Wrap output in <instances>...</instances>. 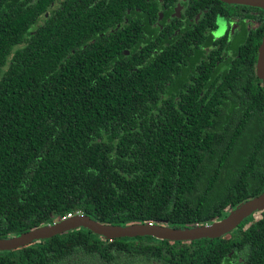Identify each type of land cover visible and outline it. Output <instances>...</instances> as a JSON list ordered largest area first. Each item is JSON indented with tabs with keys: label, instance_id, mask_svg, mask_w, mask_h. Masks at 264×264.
Returning <instances> with one entry per match:
<instances>
[{
	"label": "trees",
	"instance_id": "obj_1",
	"mask_svg": "<svg viewBox=\"0 0 264 264\" xmlns=\"http://www.w3.org/2000/svg\"><path fill=\"white\" fill-rule=\"evenodd\" d=\"M70 4L47 19L46 0L0 14V240L69 213L118 227H201L264 192V83L255 73L264 26L231 56L202 59L211 41L195 29L207 14L153 53L149 39L132 45L127 29L107 33L124 13ZM239 256L264 264V210L211 240L73 229L0 252V264H237Z\"/></svg>",
	"mask_w": 264,
	"mask_h": 264
},
{
	"label": "flooded vegetation",
	"instance_id": "obj_2",
	"mask_svg": "<svg viewBox=\"0 0 264 264\" xmlns=\"http://www.w3.org/2000/svg\"><path fill=\"white\" fill-rule=\"evenodd\" d=\"M41 1L0 0V14L3 8L6 12L20 8L25 10ZM46 2L47 9L43 12V19H47L52 11L69 7L70 3V6H78L82 0H46ZM89 3L107 5L111 11L124 13L123 19L110 26L107 33L127 29L132 33L129 36L130 40H135L132 45H138L141 49L144 46L142 41L149 39L153 42L149 46V50L153 53L156 52L157 47L174 38L180 31L187 32V28L192 27V22L198 24L205 14H207L203 20L205 22L195 27L198 36L210 38L211 41L210 46L203 48L202 59L212 50L220 51L225 58L231 56L234 48L239 47L252 34L260 36L264 26L263 9L221 0H89ZM2 14L5 15V12ZM127 15L132 16L130 22H127ZM263 37L264 35L261 36V41ZM254 214L241 222L237 228L246 226ZM240 259L241 256L237 264Z\"/></svg>",
	"mask_w": 264,
	"mask_h": 264
},
{
	"label": "water",
	"instance_id": "obj_3",
	"mask_svg": "<svg viewBox=\"0 0 264 264\" xmlns=\"http://www.w3.org/2000/svg\"><path fill=\"white\" fill-rule=\"evenodd\" d=\"M232 4L258 7L264 10V0H221ZM256 77L264 83V37L258 49L255 69ZM264 210V192L236 207L222 220L205 226L192 228H169L157 224H135L125 227L99 224L90 218L77 215L71 219L46 225L38 229L25 232L17 237L0 240V252L12 251L31 244L34 241L49 239L69 230L83 228L105 239H119L128 237L149 236L159 240L193 241L200 239H217L231 233L245 219L255 212Z\"/></svg>",
	"mask_w": 264,
	"mask_h": 264
},
{
	"label": "built area",
	"instance_id": "obj_4",
	"mask_svg": "<svg viewBox=\"0 0 264 264\" xmlns=\"http://www.w3.org/2000/svg\"><path fill=\"white\" fill-rule=\"evenodd\" d=\"M77 215H80V214H72V213H69V214L66 215V217L64 218V220L71 219V218H73V217H75Z\"/></svg>",
	"mask_w": 264,
	"mask_h": 264
},
{
	"label": "rangeland",
	"instance_id": "obj_5",
	"mask_svg": "<svg viewBox=\"0 0 264 264\" xmlns=\"http://www.w3.org/2000/svg\"><path fill=\"white\" fill-rule=\"evenodd\" d=\"M231 211H233V210H231ZM229 213H230V212H227L226 216H228ZM226 216H225V217H226ZM242 224H243V223H242ZM242 224H241V225H242ZM245 224H247V223H245ZM238 227H239V226H238Z\"/></svg>",
	"mask_w": 264,
	"mask_h": 264
}]
</instances>
